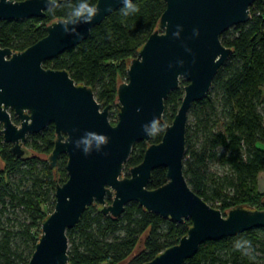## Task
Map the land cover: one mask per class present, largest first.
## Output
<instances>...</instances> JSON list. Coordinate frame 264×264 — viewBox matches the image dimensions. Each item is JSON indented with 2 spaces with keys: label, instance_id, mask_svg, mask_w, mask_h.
Returning <instances> with one entry per match:
<instances>
[{
  "label": "water",
  "instance_id": "obj_1",
  "mask_svg": "<svg viewBox=\"0 0 264 264\" xmlns=\"http://www.w3.org/2000/svg\"><path fill=\"white\" fill-rule=\"evenodd\" d=\"M164 1L166 10L158 29L132 59L128 82L119 86L116 125L110 122L112 106L103 108L92 88L76 84L66 70L46 69L44 62L86 41L95 26L122 7V0H98L99 14L91 24L52 23L47 35L23 52L0 47V135L4 142L12 146L13 155L26 159L28 137L53 124L57 139L49 157L51 167H57L62 155L68 158V180L56 188L54 211L42 223L29 264H69L67 233L93 205L104 215L119 218L127 205L137 202L147 212L176 224L192 221L177 245L146 264H185L208 241L264 228V209L237 206L224 215L192 190L184 174L189 113L208 96L220 69L233 55L221 36L247 24L250 8L258 0ZM61 2L57 0V5ZM46 7L54 5L47 0H0V21L44 18ZM181 80L188 83L184 98L162 141L150 145L143 162L121 179L134 146L150 141L151 121L163 119L165 101ZM88 132L106 136L108 143L99 151L93 143L91 154L85 156V146L76 150L75 142L87 139ZM162 167L167 169L168 182L150 190L153 171Z\"/></svg>",
  "mask_w": 264,
  "mask_h": 264
},
{
  "label": "trees",
  "instance_id": "obj_2",
  "mask_svg": "<svg viewBox=\"0 0 264 264\" xmlns=\"http://www.w3.org/2000/svg\"><path fill=\"white\" fill-rule=\"evenodd\" d=\"M23 2L26 0H13ZM77 0H62L55 13L44 18L0 21V47L23 52L47 35L52 23L64 20ZM98 0H91L95 6ZM138 11L123 16L119 8L78 47L44 62L46 69L66 70L78 85L93 89L103 108L116 106L119 86L128 82V68L148 38L158 29L166 10L164 0H135ZM251 20L222 34V43L233 50L230 60L220 69L207 97L195 103L194 113L208 114L199 119L204 134L201 149L191 143L187 128L184 174L192 190L224 215L237 206L264 209V194L259 180L264 174V0L250 8ZM173 91L165 101L161 130L148 143L138 142L125 164L127 170L143 162L150 145L162 141L181 107L185 86ZM220 106L221 113H217ZM12 120L20 121L11 111ZM57 139L50 124L41 133L28 137L29 155L19 159L11 145L0 135V264H29L41 236L43 221L54 211L55 191L68 180V158L62 155L51 167L49 157ZM223 148L224 153L219 154ZM219 161L229 170L223 178L209 173L208 164ZM15 175H21L18 182ZM129 177V174H127ZM167 169L153 171L148 188L165 185ZM53 202L49 213L46 206ZM112 203V199H107ZM25 216L17 230L9 226L7 214ZM191 220L176 224L170 219L147 212L137 202L126 206L119 218L106 216L98 205L86 209L79 224L67 235L69 264H146L187 235ZM124 234L121 236L120 234ZM78 239L79 243L76 244ZM264 228L254 229L219 242L208 241L185 264H264Z\"/></svg>",
  "mask_w": 264,
  "mask_h": 264
},
{
  "label": "clouds",
  "instance_id": "obj_3",
  "mask_svg": "<svg viewBox=\"0 0 264 264\" xmlns=\"http://www.w3.org/2000/svg\"><path fill=\"white\" fill-rule=\"evenodd\" d=\"M48 3L54 5L53 8L46 9L49 12L55 13V9L58 7L57 0H47ZM110 11L111 9H106ZM121 14L123 16H129L138 11V8L134 4L133 0H122V7L120 9ZM99 9L91 3V0H77V2L70 7V11L64 17V20L61 24L67 25L69 23L76 24L77 22H81L83 24H91L94 19L98 16ZM178 27H180L178 25ZM65 31L67 29L65 28ZM161 130L158 120L154 119L151 121V132L147 133L148 136H152L157 134ZM87 139L78 140L75 142V149L79 150L80 145L83 144L85 147L83 148V154L85 156L91 154V145L95 143L97 150L99 151L101 146H106L108 143V138L102 134H98L95 132L86 133Z\"/></svg>",
  "mask_w": 264,
  "mask_h": 264
},
{
  "label": "rangeland",
  "instance_id": "obj_4",
  "mask_svg": "<svg viewBox=\"0 0 264 264\" xmlns=\"http://www.w3.org/2000/svg\"><path fill=\"white\" fill-rule=\"evenodd\" d=\"M182 82H186L184 80H181V83L180 85H182ZM221 107L220 106H217V113L220 114L221 113ZM208 113L207 112H204L203 110L202 111H197L196 113H194L193 111H191L189 113V117H188V125H187V128L189 129L190 131V137H191V143L192 145H195V147L197 149H201L202 148V145H203V142H204V134L200 132V129L199 128V119H202L204 118ZM119 121V116H118V111L116 109V106H112V109H111V114H110V122L113 124V125H116ZM202 131V129H201ZM25 146L27 148H29L27 146V142L25 144ZM225 150L223 148H220L219 149V154H222L224 153ZM0 163L2 164V162L0 161ZM208 169H209V173L216 176V177H219V178H223L225 176H228L229 175V170L226 166H224L221 162L219 161H212V162H209L208 164ZM130 173V170H127L126 168L123 170V173H122V176H121V179L124 178V177H127V174ZM21 175H15L13 177V181L15 182H18L19 179H20ZM259 187L261 188V193L264 194V174L261 175V178L259 180ZM260 191V189H259ZM53 208V202L52 200L49 201L47 203V206H46V212L49 213V211H51V209ZM7 217H10V219L12 220L10 223H9V226H13L15 230H17V225L19 222H22L23 219L25 218V216H23L22 214H20L19 211H16V214L13 215V214H7L6 218ZM121 236H123L124 234H120ZM76 244L79 243L78 239L76 240ZM70 244V247H69V250L72 249L73 247V244L72 243H69ZM258 256L260 257H264V254L262 252H258L257 254Z\"/></svg>",
  "mask_w": 264,
  "mask_h": 264
},
{
  "label": "crops",
  "instance_id": "obj_5",
  "mask_svg": "<svg viewBox=\"0 0 264 264\" xmlns=\"http://www.w3.org/2000/svg\"><path fill=\"white\" fill-rule=\"evenodd\" d=\"M259 189H260V192H261L262 190H261V188H260V187H259Z\"/></svg>",
  "mask_w": 264,
  "mask_h": 264
}]
</instances>
